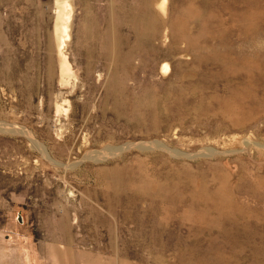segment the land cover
Wrapping results in <instances>:
<instances>
[{
  "label": "rangeland",
  "instance_id": "rangeland-1",
  "mask_svg": "<svg viewBox=\"0 0 264 264\" xmlns=\"http://www.w3.org/2000/svg\"><path fill=\"white\" fill-rule=\"evenodd\" d=\"M162 1L0 0V264H264V0Z\"/></svg>",
  "mask_w": 264,
  "mask_h": 264
},
{
  "label": "bare ground",
  "instance_id": "bare-ground-1",
  "mask_svg": "<svg viewBox=\"0 0 264 264\" xmlns=\"http://www.w3.org/2000/svg\"><path fill=\"white\" fill-rule=\"evenodd\" d=\"M73 1V0H59V2H60V4H61V7L63 8V9H65V11H67V12H69L70 11V9L71 8H68V6L70 5V3ZM59 6V5H58ZM164 6H165V0H163L162 2H160L159 3V7L162 9V8H164ZM74 9V8H73ZM60 11V10H59ZM61 12V11H60ZM62 13V15H63V11L61 12ZM61 13H60V15H61ZM58 15H59V13H57ZM59 15V16H60ZM68 15H69V13H68ZM137 15V14H136ZM58 16V17H59ZM67 16V15H66ZM148 16V18H149V14L147 15ZM61 17V16H60ZM59 17V18H60ZM64 17H65V15L63 16V18L62 19H64ZM66 19H69V18H66ZM138 19H139V16H137V22H138ZM65 20V19H64ZM59 22V21H58ZM64 22V21H63ZM62 22V23H63ZM65 22H66V20H65ZM65 22L63 23L64 25L63 26H65ZM136 22V23H137ZM60 24V23H59ZM58 24V25H59ZM57 25V28L59 27ZM62 25V24H61ZM60 27H62V26H60ZM59 30H60V28H59ZM64 33V32H63ZM57 35V34H56ZM65 35V34H64ZM66 36V35H65ZM68 36V35H67ZM57 37H59V36H57ZM61 37V36H60ZM59 37V39L62 41V39ZM63 38V37H62ZM65 38V37H64ZM65 42V41H64ZM64 42H63V44H64ZM61 44V43H60ZM65 45V44H64ZM63 45V46H64ZM59 47V46H58ZM225 47V46H224ZM228 48L229 47H231V46H227ZM61 48H62V45H61ZM60 48V49H61ZM224 49V48H223ZM63 52V51H62ZM234 52V51H233ZM63 55V54H62ZM64 56V61H63V65L61 64V67H62V74L64 75V74H66V73H68L69 72V70H70V68H71V66H70V64H69V61H68V59H67V55L66 54H64L63 55ZM224 60H223V64L225 65V67H224V71H223V73H222V77H225L226 79H229L230 80V78H229V76H230V71H228L229 70V68H228V64H230L231 65V62H234L233 63V65H235L236 66V60H237V57H234L233 56V53H232V51L231 50H229V49H226V47H225V50H224V53L222 54V56H221ZM221 61V60H220ZM252 62V61H251ZM256 62L258 63V61L256 60ZM253 65L255 66V64L253 63ZM236 68V67H235ZM234 68V69H235ZM238 68V67H237ZM168 69V64H166V63H164L163 64V66H162V70H167ZM226 70V71H225ZM235 70H237V69H235ZM235 73V72H234ZM233 73V74H234ZM232 74V75H233ZM236 74H238L237 73V71H236ZM67 76V75H66ZM237 94H235V93H233L232 95H230V99H224L223 101H222V104L224 105V107L225 108H227V109H229V110H235V111H238V110H241L239 107H237V106H235V96H236ZM236 98H237V100H241L242 99V97L241 96H236ZM222 105V106H223ZM63 106V105H62ZM229 113V112H228ZM234 113V115L236 114L235 112H233ZM238 113V112H237ZM232 115V114H231ZM233 115V116H234ZM231 118V117H230ZM232 119V118H231ZM234 121V120H233ZM238 124V123H237ZM8 129V128H7ZM10 129L12 130V128L10 127ZM14 130H16V129H14ZM161 142V141H160ZM159 141H148V142H143L142 144H133L134 146H140V148L141 149H153L154 147L157 149V145H158V143H160ZM251 143V142H250ZM161 144H162V142H161ZM245 144L246 145H248L249 144V140H246L245 141ZM256 144L257 145H259V146H261V147H263L264 148V144H261V143H257L256 142ZM131 146V145H130ZM126 147H128L127 146V144H125V145H121V146H112V145H109V146H107L106 148H104V149H101V150H96V151H90L89 152V155H88V157H90L91 159H95V160H97V161H103V159L105 160V158H107V157H109L111 154H112V152H113V150H116V152H115V154L118 152V153H120L123 149H125ZM164 149H167V150H169L170 152H173L172 151V149L171 148H169L168 146H165V145H163L162 146ZM127 149V148H126ZM211 150V149H210ZM207 151V150H206ZM176 152H178V151H176ZM215 152V151H214ZM174 153V152H173ZM209 153V152H208ZM203 154V153H202ZM117 155V154H116ZM178 155V154H177ZM114 156V155H113ZM70 165H73V164H65V165H63V167H67V166H70ZM61 166V165H60ZM229 177V176H228ZM222 179H224V178H222ZM229 180V179H228ZM224 181V180H223ZM163 188V187H162ZM107 192V191H106ZM118 193V192H117ZM160 194H162V193H160ZM158 196H160V197H164L165 199L167 198V197H165V196H167V194H163V195H158ZM115 197V196H114ZM117 197V196H116ZM115 197V198H116ZM134 197H136V196H134ZM164 199V200H165ZM168 199V198H167ZM166 199V200H167ZM129 204V203H128ZM127 204V205H128ZM134 204V203H133ZM113 205V204H112ZM130 205V204H129ZM131 207V206H130ZM110 208V207H109ZM126 209H129V208H126ZM110 210V209H109ZM111 211V210H110ZM126 213V212H125ZM128 215V214H127ZM128 216H130V215H128ZM69 229V228H68ZM65 232V231H64ZM67 232V231H66ZM117 245V244H116ZM118 246V245H117ZM113 248H115V247H113ZM117 249H118V247H117ZM118 252V251H117ZM118 255H119V253H118ZM117 255V256H118ZM222 257V256H221ZM119 258V257H118ZM220 258V257H219ZM115 260V259H114ZM222 261H223V259H222ZM222 261H220L221 263H223ZM101 262H102V260H101ZM114 264H128L127 263V261H125V260H122V261H114L113 262ZM220 263V264H221ZM104 264V263H103Z\"/></svg>",
  "mask_w": 264,
  "mask_h": 264
}]
</instances>
